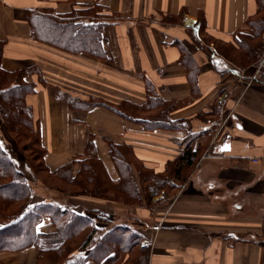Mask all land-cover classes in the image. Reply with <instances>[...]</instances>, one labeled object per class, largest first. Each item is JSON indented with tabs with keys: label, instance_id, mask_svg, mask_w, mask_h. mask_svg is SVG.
<instances>
[{
	"label": "crops",
	"instance_id": "1",
	"mask_svg": "<svg viewBox=\"0 0 264 264\" xmlns=\"http://www.w3.org/2000/svg\"><path fill=\"white\" fill-rule=\"evenodd\" d=\"M257 8L256 0H0L1 66L38 69L39 77H27L37 84L26 102L50 169L81 153L90 136L111 179L118 170L109 155L110 142L130 145L154 172L164 171L187 147H199L182 184L167 196H153L150 206H134L140 225L124 222L145 237L141 243L149 246L147 264H264V55L256 64L238 67L211 54V43L197 47L184 24L201 12L209 36L234 43V35L247 30L246 20ZM182 10L179 22L162 21ZM73 13L81 23L103 22L104 58L51 45L35 24V16L62 19ZM189 78L196 81L193 93ZM66 94L115 104L157 96L178 102L165 113L170 120L188 121L183 127L146 129L108 107H70ZM156 109L148 110L155 116ZM37 186L33 200H47L52 192ZM59 206L95 210L111 220L128 207L69 195ZM35 255L36 249L29 247L0 253V258L14 264Z\"/></svg>",
	"mask_w": 264,
	"mask_h": 264
},
{
	"label": "trees",
	"instance_id": "2",
	"mask_svg": "<svg viewBox=\"0 0 264 264\" xmlns=\"http://www.w3.org/2000/svg\"><path fill=\"white\" fill-rule=\"evenodd\" d=\"M256 1L257 14L246 20V31L236 32L234 43L209 36L201 12L194 28H187V34L197 47L211 43V54H220L238 67L256 64L264 55V0ZM93 8L89 10L91 13H94ZM76 14L62 19L48 14L46 18L35 16V24L48 35L51 45L104 58L103 22L81 23L76 21ZM182 15L183 10L162 18V21L175 24ZM2 45L0 41V60ZM179 49L188 56L183 45L179 44ZM32 74L39 77L38 69L33 65L8 70L0 62V120L21 155L18 159L13 148L6 147L7 143L0 138V253L19 252L29 247L36 249L32 261L21 260L14 264H89V261L95 264H147L149 246L141 243L145 238L142 233L124 222L111 224L108 215L95 210L84 213L70 206L61 210L62 198L51 194L47 200L34 201L32 183L39 181L63 197L66 194L91 196L125 205L134 202L139 205L142 201L147 203L161 190L166 194L171 190L174 192L194 164L199 147H187L176 159L168 161L164 171L154 172L136 158L130 145L110 142L109 155L118 170V177L111 179L90 136L81 153L50 169L44 161L46 148L38 124L26 102L27 94L36 91L37 82L27 79ZM188 82L191 92H195L196 81L189 78ZM66 101L70 107L80 109L95 105L108 107L126 118L139 120L146 129L183 127L188 121L170 120L165 113L175 108L178 102L165 101L157 96L147 97L139 103L124 99L115 104L102 98L81 99L66 94ZM154 107L159 114L152 116L148 109ZM40 173L62 181L63 186L66 184L70 189L48 184ZM132 255L136 258H131ZM0 264H4L1 258Z\"/></svg>",
	"mask_w": 264,
	"mask_h": 264
},
{
	"label": "rangeland",
	"instance_id": "3",
	"mask_svg": "<svg viewBox=\"0 0 264 264\" xmlns=\"http://www.w3.org/2000/svg\"><path fill=\"white\" fill-rule=\"evenodd\" d=\"M190 28H194V27H190ZM1 126H2V127H0V138H1V140L3 139L7 143L8 146H6V147H8V148L12 147L13 148V150L16 152V155H17L18 159L21 158V155L17 152V148H16V145L14 143L13 138L9 135V133L7 132L6 127L4 126L3 123H1ZM40 176L50 185H57V186L60 185V186L64 187V189L65 188L66 189H70V187L67 186L66 184L63 186L62 181L56 180L54 178H51L50 176H47L44 173H40ZM36 184H40V186H37L38 190H40V187H42L45 191L49 190V191L53 192L51 195L63 199V195L62 194H59L56 191L50 190L45 185H43L41 182L37 181L35 183L34 182L32 183V185L34 187H35ZM159 194H163V195H166V196L168 195V194H166L165 191L163 192L162 190L160 191ZM64 196H67V194L64 195ZM142 203H143V205L150 204V203H152V199L149 200L147 203L143 202V201H142ZM121 204H123V203H121ZM126 206H128V207H126L127 211H125L124 214H118L117 216H115V218H114V220H112L111 224H116L117 222L123 221L125 223L133 224L135 226L140 225V222H141L142 219L139 216H137V215L135 216V207H134V206H136L135 202L132 205H126ZM130 257L131 258H136V256H133V255L130 256Z\"/></svg>",
	"mask_w": 264,
	"mask_h": 264
},
{
	"label": "built area",
	"instance_id": "4",
	"mask_svg": "<svg viewBox=\"0 0 264 264\" xmlns=\"http://www.w3.org/2000/svg\"><path fill=\"white\" fill-rule=\"evenodd\" d=\"M184 24H185V26L188 28V27H193L194 26V24H195V19H191V18H189V20H184ZM253 161H255L256 159H252Z\"/></svg>",
	"mask_w": 264,
	"mask_h": 264
},
{
	"label": "bare ground",
	"instance_id": "5",
	"mask_svg": "<svg viewBox=\"0 0 264 264\" xmlns=\"http://www.w3.org/2000/svg\"><path fill=\"white\" fill-rule=\"evenodd\" d=\"M186 20H189V18H187Z\"/></svg>",
	"mask_w": 264,
	"mask_h": 264
},
{
	"label": "water",
	"instance_id": "6",
	"mask_svg": "<svg viewBox=\"0 0 264 264\" xmlns=\"http://www.w3.org/2000/svg\"><path fill=\"white\" fill-rule=\"evenodd\" d=\"M226 149V147H224V150Z\"/></svg>",
	"mask_w": 264,
	"mask_h": 264
}]
</instances>
